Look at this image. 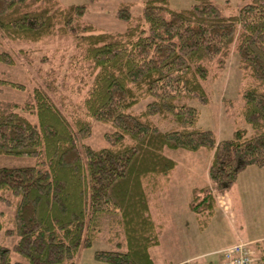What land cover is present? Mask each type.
Wrapping results in <instances>:
<instances>
[{
  "label": "trees",
  "instance_id": "1",
  "mask_svg": "<svg viewBox=\"0 0 264 264\" xmlns=\"http://www.w3.org/2000/svg\"><path fill=\"white\" fill-rule=\"evenodd\" d=\"M132 8L131 2L119 5L116 16L127 28L112 32L86 22V3L0 0L1 62L17 63L4 48L8 42L70 35L90 75L71 118L40 85L24 102L0 100V200L14 208L13 227L5 233L18 238L12 247L0 244V264H77L82 247L116 226L115 247L97 250L96 264H157L152 251L162 227L152 197L178 165L167 148L212 152L211 185L194 189L190 202L201 230L215 214L218 194L231 190L250 166L264 167V0H249L232 15L215 0H195L182 9L170 0H146L139 15ZM232 46L258 82L242 93L253 133L238 129L217 142L213 130L197 127L200 110L190 101L209 103L204 82L210 64L224 65ZM46 85L56 92L52 82ZM4 87L26 89L0 77ZM147 98L146 108L135 112ZM155 116L175 127L162 129ZM95 121L114 128L100 149L83 143ZM2 156L11 162L3 163ZM13 253L22 259L14 260Z\"/></svg>",
  "mask_w": 264,
  "mask_h": 264
},
{
  "label": "rangeland",
  "instance_id": "2",
  "mask_svg": "<svg viewBox=\"0 0 264 264\" xmlns=\"http://www.w3.org/2000/svg\"><path fill=\"white\" fill-rule=\"evenodd\" d=\"M60 1L64 6L88 4L84 17L86 22L93 24L98 31L112 32H123L127 28L126 23L116 16V10L121 3H133L132 11L134 15H139L146 2ZM247 1L249 0H215L225 15L237 13ZM194 2L195 0H170L175 9L188 8ZM4 48L16 56L17 63L8 65L0 61V77L22 82L26 89L4 87L0 90V100L24 102L35 86L40 85L49 92L69 118L77 112V106L89 88L85 81L90 75L85 68V62L82 61V49L72 36L57 35L38 43L8 42ZM209 69L210 75L204 82L210 96L209 103L203 105L197 100L190 101L191 105L200 110L197 127L213 130L217 142L232 138L238 129H246L247 136L251 135L253 130L243 116L242 93L245 88L258 85V82L242 68L235 46H232V52L224 65L215 62L210 64ZM46 81L53 83L56 92L47 89ZM149 101V98L141 100L133 110L143 111ZM27 115L35 121V116ZM153 121L162 129L175 127L174 122L160 116H155ZM113 130L111 124L95 121L91 136L83 143L95 149L103 148L108 145L105 134ZM166 154L176 160L178 165L170 174L167 184L152 197V212L162 227L160 245L152 251L157 264H221L218 251L246 240H254L251 242L254 244L253 248L256 246L257 253L264 255V167L250 166L240 174L234 188L218 194L215 214L210 224L201 230L190 202L194 189L211 185L209 167L212 152L207 148L198 151L167 148ZM4 158L3 163L11 162V158ZM230 192L231 200L228 198ZM232 199L234 204L230 209L226 203L229 204ZM13 215L14 208L0 200V221L4 224V229L0 231V244L7 247H12L18 240L17 236L5 233L6 229L13 227ZM118 229V226L112 229L105 227L91 246L82 247L76 258L77 264H96L95 252L114 248V241L118 239L115 232ZM119 231L121 232V229ZM13 259L22 258L13 253Z\"/></svg>",
  "mask_w": 264,
  "mask_h": 264
},
{
  "label": "built area",
  "instance_id": "3",
  "mask_svg": "<svg viewBox=\"0 0 264 264\" xmlns=\"http://www.w3.org/2000/svg\"><path fill=\"white\" fill-rule=\"evenodd\" d=\"M224 205L225 203L222 206ZM218 253L221 256V264H264V259L258 261L256 251L250 242L229 245Z\"/></svg>",
  "mask_w": 264,
  "mask_h": 264
},
{
  "label": "crops",
  "instance_id": "4",
  "mask_svg": "<svg viewBox=\"0 0 264 264\" xmlns=\"http://www.w3.org/2000/svg\"><path fill=\"white\" fill-rule=\"evenodd\" d=\"M238 180H239V178H238ZM238 180H237V182H238ZM237 182H236V184H237ZM235 184V185H236ZM234 185V186H235ZM234 188V187H233ZM228 198H229V200H231V192H230V197L228 196ZM233 204H234V201H233V199H232V201L228 204L229 205V207H230V209H231V206L233 207ZM247 242L249 241V242H252V241H254V240H246ZM256 245H257V243H256ZM180 263H182V262H178V263H176V264H180Z\"/></svg>",
  "mask_w": 264,
  "mask_h": 264
}]
</instances>
